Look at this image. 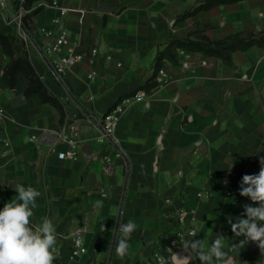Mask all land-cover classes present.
I'll use <instances>...</instances> for the list:
<instances>
[{
  "label": "crops",
  "instance_id": "1",
  "mask_svg": "<svg viewBox=\"0 0 264 264\" xmlns=\"http://www.w3.org/2000/svg\"><path fill=\"white\" fill-rule=\"evenodd\" d=\"M203 1L59 0L58 6L47 7L51 0H37L31 8L41 10L31 18L33 46L27 53L18 29L8 24L11 9H0V31L11 37L17 55L32 62L65 111L61 123L55 107L37 95L26 97L23 75L10 89L2 79L8 59L0 48V103L12 118L3 133L12 153L0 157V209L16 198L17 184L40 191L31 222L52 220L63 264H141L157 251L167 256L180 207L196 211L187 225L198 233L187 236L175 252L191 239L210 246L222 233L231 264H264L257 244L233 246L244 237H234L228 223L241 216L243 205L258 206L240 196L239 186L245 174H258L264 157V45L233 52L231 64L169 47L172 40H221L235 33L259 37L264 0L218 5L181 19ZM42 29L65 32L81 52L97 48L94 63L87 58L66 73L65 83L58 82L38 54L47 41ZM164 50L174 59L162 62L166 82L160 85L159 69L157 87L144 91L147 98L121 118L117 135L126 155L108 175L100 161L108 148L88 116L104 114L142 86ZM65 124L73 127L66 134L76 140L77 155L61 160L57 152L67 144L51 134ZM199 191L206 196L199 198ZM129 220L138 228L131 234L129 254L121 258L115 253L116 229ZM76 230H84L87 253L70 259L68 244ZM187 254V264H200L188 249Z\"/></svg>",
  "mask_w": 264,
  "mask_h": 264
},
{
  "label": "clouds",
  "instance_id": "2",
  "mask_svg": "<svg viewBox=\"0 0 264 264\" xmlns=\"http://www.w3.org/2000/svg\"><path fill=\"white\" fill-rule=\"evenodd\" d=\"M260 165L258 174H245L239 186L240 196L250 198L258 206L243 205L241 216L235 222L229 219L228 223L234 237H244L239 244L234 243V247L241 249L253 242L264 253V157H260ZM14 190L16 198L0 209V264H53L57 243L55 225L48 217L36 225L31 222L40 191L23 184H17ZM137 228L133 220L119 224L115 247L118 257L123 258L129 254L131 234ZM101 231H105L103 225ZM197 233L198 228H194L192 237L197 236ZM227 240L225 235L217 233L210 246L206 247L202 239H191L184 247L198 258L200 264H230L231 258L224 250Z\"/></svg>",
  "mask_w": 264,
  "mask_h": 264
},
{
  "label": "built area",
  "instance_id": "3",
  "mask_svg": "<svg viewBox=\"0 0 264 264\" xmlns=\"http://www.w3.org/2000/svg\"><path fill=\"white\" fill-rule=\"evenodd\" d=\"M25 0H0V9H11L8 16V24L13 25L18 29L19 36L22 39L23 47L27 53L33 46V38L30 35V30L24 27L23 19L31 9H27L24 5ZM59 0H51V3L45 5L47 7L58 6ZM63 14L65 10L60 9ZM42 34L47 38L44 46L40 47L38 54L48 68V71L60 83H65V75L74 66L84 62L87 58L91 64L94 63V58L98 55L97 48H93L89 54L81 52L77 49V43L72 41L65 32L52 34L44 29ZM110 57H108L109 59ZM95 73L93 72L92 75ZM162 69L158 72L160 85H163L166 80ZM147 98L144 91H137L134 95L126 96L119 102L114 104L107 112L100 116L89 115L88 119L95 121L98 125L100 138L107 146V150L102 155L100 161L104 173L113 174L114 163L117 159H122L126 155L125 149L117 135L118 126L121 118L128 108L134 103L142 102ZM1 100V97H0ZM11 120L7 110L0 103V157H7L12 153L11 142L7 137H3L6 123ZM187 120L191 121L192 117L188 116ZM67 128L72 130L70 125H64L59 133L56 135L57 142H64L67 144L65 151L57 152V157L61 160L74 159L77 155V142L73 138H69ZM54 145L51 146L50 151L55 152ZM199 198L205 197L206 193L199 191L196 194ZM196 211L180 207L176 210V219L178 222L177 230L169 238L168 244L165 246L168 255L164 256L159 251L154 252L146 261L141 264H167L171 262V255L178 250L184 243L187 236H192L191 232L194 229L187 225L189 218H195ZM84 230H76L71 233L72 240L68 244V255L70 259L78 258L87 253V248L83 239ZM56 259L53 264H63L60 260V253L56 250L54 253Z\"/></svg>",
  "mask_w": 264,
  "mask_h": 264
},
{
  "label": "trees",
  "instance_id": "4",
  "mask_svg": "<svg viewBox=\"0 0 264 264\" xmlns=\"http://www.w3.org/2000/svg\"><path fill=\"white\" fill-rule=\"evenodd\" d=\"M37 0H25L24 5L27 9H31L33 3ZM240 0H204L192 10L186 12L181 19L194 16L201 11H207L215 6L231 4ZM41 10V6L32 9L23 19L24 27L27 30L31 29V18ZM250 34L247 38H241L238 33L229 35L221 40H210L205 38L203 41L192 40H172L169 47L185 49L193 52H200L206 55L215 56L222 59L225 63L231 64V54L236 51H246L253 46L264 45V31L259 37H253ZM0 48L3 54L7 57L8 61L3 69L2 79L10 89H15L18 84L19 75H23L27 80V86L24 90V95L29 97L37 95L42 103L49 104L55 107L60 115V122L63 123L65 118L64 105L60 99L51 93L46 86L41 76L37 73L32 62L24 55H17L12 39L9 35L0 31ZM164 59H169L171 62L174 60L173 55L169 50L161 51L157 57L155 72L152 77L136 89L132 94L142 90L149 92L157 87L156 73L161 68Z\"/></svg>",
  "mask_w": 264,
  "mask_h": 264
},
{
  "label": "water",
  "instance_id": "5",
  "mask_svg": "<svg viewBox=\"0 0 264 264\" xmlns=\"http://www.w3.org/2000/svg\"><path fill=\"white\" fill-rule=\"evenodd\" d=\"M100 6L102 5V1H100ZM102 11V10H100ZM53 135L52 137L56 138V134H51ZM189 255L187 254V249L185 247H183L182 249H180L179 251L175 252L172 256H171V260L173 262H175L176 264H187ZM231 264V263H230Z\"/></svg>",
  "mask_w": 264,
  "mask_h": 264
},
{
  "label": "rangeland",
  "instance_id": "6",
  "mask_svg": "<svg viewBox=\"0 0 264 264\" xmlns=\"http://www.w3.org/2000/svg\"><path fill=\"white\" fill-rule=\"evenodd\" d=\"M201 32H202V31L199 30V31H198V35H199ZM252 35H253V34H252ZM252 35H251V36H252ZM248 36H249V35H248ZM171 52H172V51H170V54H172Z\"/></svg>",
  "mask_w": 264,
  "mask_h": 264
}]
</instances>
